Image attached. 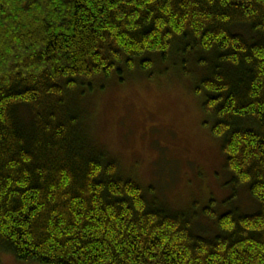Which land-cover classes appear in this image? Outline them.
Here are the masks:
<instances>
[{
    "label": "trees",
    "instance_id": "1",
    "mask_svg": "<svg viewBox=\"0 0 264 264\" xmlns=\"http://www.w3.org/2000/svg\"><path fill=\"white\" fill-rule=\"evenodd\" d=\"M185 63L223 139L229 201L246 186L258 202L207 208L212 237L195 232L194 209L121 176L77 111L102 78ZM3 251L39 264H264V0H0V264Z\"/></svg>",
    "mask_w": 264,
    "mask_h": 264
},
{
    "label": "rangeland",
    "instance_id": "2",
    "mask_svg": "<svg viewBox=\"0 0 264 264\" xmlns=\"http://www.w3.org/2000/svg\"><path fill=\"white\" fill-rule=\"evenodd\" d=\"M7 6L16 11L12 3ZM168 66L163 71L157 70L159 66L150 71L137 67L122 80L102 78L87 93L89 98L81 99L77 111L84 115L96 144L118 161L121 176L136 179L149 196L153 188L172 209H194L195 232L212 237L218 230L207 208L218 214L233 208L252 213L258 202L246 186H240L236 200L229 201L232 174L225 166L223 139L211 130L216 121L203 108L204 95L197 92L198 68L190 63ZM1 260V264H39L7 251Z\"/></svg>",
    "mask_w": 264,
    "mask_h": 264
}]
</instances>
